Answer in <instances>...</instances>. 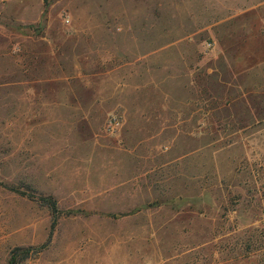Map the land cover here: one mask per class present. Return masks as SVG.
I'll return each mask as SVG.
<instances>
[{"label": "rangeland", "instance_id": "obj_1", "mask_svg": "<svg viewBox=\"0 0 264 264\" xmlns=\"http://www.w3.org/2000/svg\"><path fill=\"white\" fill-rule=\"evenodd\" d=\"M0 264H264V0H0Z\"/></svg>", "mask_w": 264, "mask_h": 264}, {"label": "trees", "instance_id": "obj_2", "mask_svg": "<svg viewBox=\"0 0 264 264\" xmlns=\"http://www.w3.org/2000/svg\"><path fill=\"white\" fill-rule=\"evenodd\" d=\"M54 205V204H53Z\"/></svg>", "mask_w": 264, "mask_h": 264}]
</instances>
